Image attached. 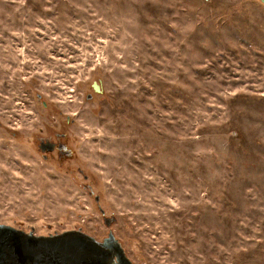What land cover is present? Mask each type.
<instances>
[{"label": "rangeland", "instance_id": "obj_1", "mask_svg": "<svg viewBox=\"0 0 264 264\" xmlns=\"http://www.w3.org/2000/svg\"><path fill=\"white\" fill-rule=\"evenodd\" d=\"M0 225L264 264V4L0 0Z\"/></svg>", "mask_w": 264, "mask_h": 264}, {"label": "water", "instance_id": "obj_2", "mask_svg": "<svg viewBox=\"0 0 264 264\" xmlns=\"http://www.w3.org/2000/svg\"><path fill=\"white\" fill-rule=\"evenodd\" d=\"M259 1L264 4V0ZM39 145L42 153L53 151L55 146L48 141ZM112 221L106 218L104 225L108 227ZM0 264L133 263L111 231L98 241L81 230L41 236L0 225Z\"/></svg>", "mask_w": 264, "mask_h": 264}, {"label": "flooded vegetation", "instance_id": "obj_3", "mask_svg": "<svg viewBox=\"0 0 264 264\" xmlns=\"http://www.w3.org/2000/svg\"><path fill=\"white\" fill-rule=\"evenodd\" d=\"M53 144V143H52ZM55 145V144H54ZM58 150V152H60V153H65V147L61 144V145H55L54 146V150ZM53 150V151H54ZM52 152V151H51ZM67 154V153H66Z\"/></svg>", "mask_w": 264, "mask_h": 264}]
</instances>
